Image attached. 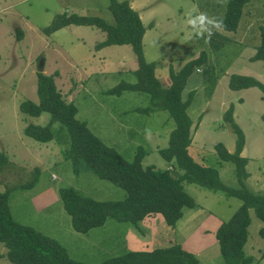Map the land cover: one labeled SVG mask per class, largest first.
<instances>
[{
  "label": "rangeland",
  "instance_id": "obj_1",
  "mask_svg": "<svg viewBox=\"0 0 264 264\" xmlns=\"http://www.w3.org/2000/svg\"><path fill=\"white\" fill-rule=\"evenodd\" d=\"M127 1L146 28L143 55L147 62L155 63L162 86L170 84V71L177 72L202 51L206 55L204 63L194 66L182 90L183 100L190 96L187 113L198 122L189 154L198 163L217 167L226 185L239 187L234 164L219 163L214 147L221 142L229 152L235 150L236 136L223 121L224 112L232 105L234 120L245 137L241 152L248 159L245 185L253 193H264V97L255 86L237 90L228 86L232 74L251 76L264 84V62L250 59L261 42L264 0L246 3L236 30L222 28L210 42L191 36L186 13L198 5L210 16L222 17L228 0ZM60 13L98 16L113 22L108 0H0V191H8L12 218L55 239L70 258L83 263L145 249L146 242L141 241L150 238L149 249L180 244L201 264H226L215 231L242 201L194 183H185L184 189L196 206L184 207L173 226L157 213L151 216L152 223L150 219L133 224L110 217L86 233L72 227L59 195L61 188H73L95 200H121L126 192L83 165L74 170L72 159L63 152L67 131H59L58 122L50 125L55 136L49 142L24 135L27 124L50 123L49 112L32 116L19 110L22 101H37V72L52 75L64 100L76 106V118L126 161L142 151V166L171 167L159 150L167 147L175 122L166 110H152L145 92L108 93L122 82L136 80L138 64L130 45L111 44L96 50L95 44L106 34L91 24H70L44 33ZM249 216L243 250L253 257L250 264H264V221L253 208ZM4 253L0 244V264H14Z\"/></svg>",
  "mask_w": 264,
  "mask_h": 264
},
{
  "label": "trees",
  "instance_id": "obj_2",
  "mask_svg": "<svg viewBox=\"0 0 264 264\" xmlns=\"http://www.w3.org/2000/svg\"><path fill=\"white\" fill-rule=\"evenodd\" d=\"M250 1H227L226 11L219 17L223 19V29L236 30L243 7ZM108 10L113 17L112 23L98 16L60 13L43 31L51 34L70 24H91L106 34L104 40L95 44L96 50L111 44H128L132 47L138 64L134 70L135 82H122L110 88L108 93L121 94L124 90L145 92L152 102V110H166L169 113L175 127L169 134L167 147L160 149L159 153L171 167L159 169L153 165L142 166V151H138L132 161L124 160L114 149L103 144L84 121L76 118V106L64 100L53 76L37 72V101L24 100L19 104V110L32 116L49 112L50 123L46 126L27 124L23 128L24 135L39 142H49L55 136L50 125L58 122L59 131H67L64 140L67 146L63 152L66 158L72 159L74 170L77 172L79 166L83 165L126 192L121 200H95L80 195L73 188H61L59 195L71 218L72 227L86 233L102 226L110 217L137 224L157 213L173 226L183 215L184 207L196 206L193 197L184 189L185 183H194L242 201L231 217L217 227L215 239L226 264H250L253 257L243 250L248 238L249 209L253 208L255 215L264 221V193H253L245 185L249 175L246 171L248 159L241 155L245 137L234 120L232 105L224 112L223 121L236 136L235 150L229 152L221 142L214 147L219 163L225 161L234 164L239 187L226 185L217 167L196 162L188 152L198 122L194 123L188 115L190 96L183 100L182 90L194 66L206 61L204 51L177 72L170 71L171 82L164 87L156 77L155 63L147 62L144 58L142 38L146 28L138 12L127 0H108ZM250 59L264 62V29H261V42ZM228 86L232 90L255 86L264 97V84L251 76L232 74ZM261 119L264 122V111ZM0 244L5 248L4 256L14 264H201L193 252L185 250L180 244L151 250H130L98 263L76 261L55 239L12 218L8 208V191H0Z\"/></svg>",
  "mask_w": 264,
  "mask_h": 264
},
{
  "label": "clouds",
  "instance_id": "obj_3",
  "mask_svg": "<svg viewBox=\"0 0 264 264\" xmlns=\"http://www.w3.org/2000/svg\"><path fill=\"white\" fill-rule=\"evenodd\" d=\"M186 24L193 38L206 42H210L215 32L224 27L222 18L210 16L201 11L198 5H193L191 11L186 13Z\"/></svg>",
  "mask_w": 264,
  "mask_h": 264
},
{
  "label": "crops",
  "instance_id": "obj_4",
  "mask_svg": "<svg viewBox=\"0 0 264 264\" xmlns=\"http://www.w3.org/2000/svg\"><path fill=\"white\" fill-rule=\"evenodd\" d=\"M152 216V215H151ZM151 216H148L147 218L145 217L143 220H146V219H150L151 220V223L153 222V218H151ZM150 239V238H149ZM148 239V240H149ZM148 240H146V241H141V242H146V244L144 245V247L143 248H145V249H137V250H151V249H149V247L147 246V242H148ZM137 241H138V239H136V240H134V243H137Z\"/></svg>",
  "mask_w": 264,
  "mask_h": 264
},
{
  "label": "water",
  "instance_id": "obj_5",
  "mask_svg": "<svg viewBox=\"0 0 264 264\" xmlns=\"http://www.w3.org/2000/svg\"><path fill=\"white\" fill-rule=\"evenodd\" d=\"M40 68H41V66H40ZM40 68H39V69H40ZM40 70H41V69H40Z\"/></svg>",
  "mask_w": 264,
  "mask_h": 264
}]
</instances>
